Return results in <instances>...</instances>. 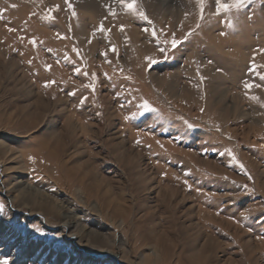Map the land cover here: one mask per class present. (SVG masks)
<instances>
[{
  "label": "rangeland",
  "instance_id": "1",
  "mask_svg": "<svg viewBox=\"0 0 264 264\" xmlns=\"http://www.w3.org/2000/svg\"><path fill=\"white\" fill-rule=\"evenodd\" d=\"M223 260L264 264V0H0V262Z\"/></svg>",
  "mask_w": 264,
  "mask_h": 264
},
{
  "label": "bare ground",
  "instance_id": "2",
  "mask_svg": "<svg viewBox=\"0 0 264 264\" xmlns=\"http://www.w3.org/2000/svg\"><path fill=\"white\" fill-rule=\"evenodd\" d=\"M46 145H48V144H46ZM46 149V148H45ZM46 151V150H45ZM30 154V153H29ZM55 154H56V151H55ZM32 157V156H31ZM8 158V157H7ZM4 159V161H7L8 159ZM39 159H41V158H39ZM45 162V161H44ZM60 168V167H59ZM63 168V167H62ZM73 175V174H72ZM71 176V175H70ZM26 188V187H25ZM19 188H16V190H18ZM20 190V189H19ZM20 196L22 197V198H26L28 195H29V193H28V191L26 192L25 190H23V191H20ZM14 201H17V198H14ZM50 209V208H49ZM63 221H62V223L64 224V226L65 227H68V228H78V226H79V222L77 223V220L75 219L76 218V216L72 213V211H68L66 214H65V216H63ZM79 232H80V229H79V231H77V232H75V233H73V234H76V235H78L79 236ZM263 249V248H262ZM180 260V259H179ZM167 261V260H166ZM226 260H223L222 262H221V264H225L226 262H225ZM161 262H163V261H161ZM170 262V261H169ZM167 263V262H166ZM166 263H164V264H166Z\"/></svg>",
  "mask_w": 264,
  "mask_h": 264
},
{
  "label": "snow or ice",
  "instance_id": "3",
  "mask_svg": "<svg viewBox=\"0 0 264 264\" xmlns=\"http://www.w3.org/2000/svg\"><path fill=\"white\" fill-rule=\"evenodd\" d=\"M123 2H124V0H121V3H123ZM243 2H244V0H232V2L230 4H224V3H221V0H216V3H217L218 8L220 10H228L229 8H232V7H235V8L242 7ZM126 7L129 10H133V4H127ZM141 16H143V13H141ZM153 35H155V33H153ZM176 43H177V41L173 40L172 41V47H175ZM77 71H79V69H77ZM46 86H47V83H46ZM245 86L250 87V85H247V84ZM0 264H7V261L0 262Z\"/></svg>",
  "mask_w": 264,
  "mask_h": 264
}]
</instances>
